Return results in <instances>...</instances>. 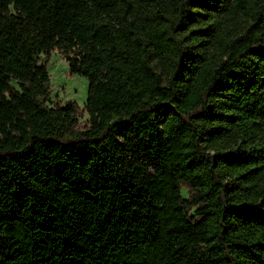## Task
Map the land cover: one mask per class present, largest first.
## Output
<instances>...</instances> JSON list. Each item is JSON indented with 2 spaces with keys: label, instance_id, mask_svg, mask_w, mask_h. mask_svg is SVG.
Returning a JSON list of instances; mask_svg holds the SVG:
<instances>
[{
  "label": "trees",
  "instance_id": "obj_1",
  "mask_svg": "<svg viewBox=\"0 0 264 264\" xmlns=\"http://www.w3.org/2000/svg\"><path fill=\"white\" fill-rule=\"evenodd\" d=\"M0 264H264V0H0Z\"/></svg>",
  "mask_w": 264,
  "mask_h": 264
},
{
  "label": "rangeland",
  "instance_id": "obj_2",
  "mask_svg": "<svg viewBox=\"0 0 264 264\" xmlns=\"http://www.w3.org/2000/svg\"><path fill=\"white\" fill-rule=\"evenodd\" d=\"M47 64L49 74V104L63 105L66 102H75L79 125L87 123V112L85 110V100L87 95L88 81L78 74L69 72L68 62L57 50H52L48 57L42 56ZM182 193L187 194V189L183 188Z\"/></svg>",
  "mask_w": 264,
  "mask_h": 264
}]
</instances>
